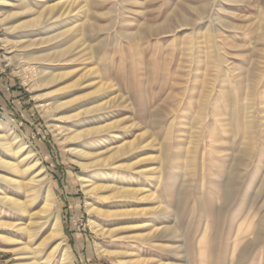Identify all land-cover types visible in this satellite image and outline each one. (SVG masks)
<instances>
[{
  "label": "rangeland",
  "instance_id": "obj_1",
  "mask_svg": "<svg viewBox=\"0 0 264 264\" xmlns=\"http://www.w3.org/2000/svg\"><path fill=\"white\" fill-rule=\"evenodd\" d=\"M82 1L61 0L62 4H60L59 0H39L34 5L39 13L45 14V16L43 15L44 20L48 19L41 32H51L58 27V23L59 27L63 29L78 27L79 23L78 25L85 31V37L81 43L74 44V41L81 37H74V32H72L67 39H61L56 44L36 45L30 49L25 48L19 42L15 43L18 47L8 46L2 40L6 33V26L0 23V122L11 127L18 140L33 150L44 166L50 179L52 191L58 201L56 210L60 213L70 261H73V264H140V262L141 264H183V262L184 264H264V0ZM57 3L60 4V7L51 11L49 8ZM73 3L75 5H71ZM180 3L182 4L180 5ZM45 4L47 9H45ZM207 4H209L208 7ZM15 5L1 6L2 10L0 9V11L5 15L13 14L18 11ZM62 7L63 9L66 7V10H63ZM57 10L58 12H56ZM24 19H30V16L15 20L19 23ZM83 23L84 25H82ZM100 24L102 25L100 26ZM96 28L98 29L96 30ZM91 30L95 34L91 33ZM141 31H143V36ZM211 31L213 34L218 33L213 35ZM125 36H128V39ZM130 37H133V41ZM129 40L130 42H128ZM61 41L64 42L61 43ZM72 43L74 46L69 49L70 53H66L67 56H61L59 51L62 47L66 48ZM98 43L100 44L98 45ZM182 43H185V46ZM209 43L213 45L209 46ZM89 45L95 46L89 47ZM9 47L11 48L9 49ZM194 47L196 48L194 49ZM10 51L18 57L20 65H25V59L29 53L47 54L49 60L52 59L49 61V66H52L49 71L55 73L65 71L69 76L60 82L42 85L43 87L41 82H37L39 85L37 93L45 95L37 99L35 98L37 93L28 88L23 82V78L15 72L13 65L6 59L7 53ZM191 51L193 52L190 53ZM224 56L225 58H221ZM148 59L155 61L150 63ZM41 64L38 62L35 66L41 67ZM165 67H169L168 74H166ZM106 68H109L110 71ZM154 69L156 73L153 71ZM95 70L98 71L95 73ZM250 74L254 77H251ZM34 77L38 78V75L34 74ZM166 77L167 79H165ZM75 80L81 84L76 87L75 95L84 97L82 102L88 103V107L105 102L111 106L105 113H101L102 115L99 114L86 122L88 124L99 123V126H104L112 121L113 126L108 131L105 130V133L88 137L84 144L92 146L91 148L95 152L107 151L110 147L115 149L119 144L127 145L133 140H136L138 144L135 155L129 156L131 152H128L126 147L122 150L120 159H116L110 167L103 168L97 174L99 179L102 177L101 179L106 180L105 184L103 183L104 186L111 185V188L116 192H108V195H111L108 199H102L98 194L86 191L80 178V174L84 170L82 165L73 158L71 141L61 138L62 133L59 134L52 127V117L44 115L38 106L39 99L47 100V102L53 101L59 87L75 83ZM166 81L167 84H165ZM99 87L101 91L98 92ZM247 102L249 103L247 104ZM203 104H206V107ZM249 113L251 116L248 115ZM116 120H118L117 124L114 123ZM114 124L115 126L119 125L116 128ZM220 125L222 126L220 127ZM143 132L145 135L141 136L140 134ZM161 152L165 154L164 161L161 159ZM9 154L12 159L16 157L14 153ZM26 154L19 153L17 161H22L23 167L30 169L32 164L27 161ZM158 155L159 157H157ZM138 157L141 163L127 169L136 160L140 161ZM144 159L147 161L144 162ZM116 167L118 168L115 169ZM142 170L150 172L142 173L144 172ZM164 170L165 172H163ZM36 172L32 168L28 171V176L31 177ZM89 173L91 172L86 174ZM149 174L150 176H147ZM115 181L116 183H114ZM227 183L233 189L227 187ZM125 189L137 192L126 196ZM145 189L147 191L155 190V196L160 194L156 196L157 199L151 200L146 197ZM26 194V192L23 194L14 193L20 197ZM229 195L234 197L233 200H230L232 198ZM89 198H93L97 202L90 207V210ZM161 199L162 201H160ZM98 204L103 205L102 209H99V206L95 207ZM141 207L149 212L141 213L144 209ZM172 207L178 208L176 214L174 213L175 216L170 213ZM39 208L40 205H35L32 212ZM104 209H115L117 210H113L115 213H120L122 210H124L122 212H127L130 211L129 209L134 211L135 209L138 214L122 215L113 219L103 211ZM150 210H153L155 214H152ZM246 213L250 215L247 217ZM17 216L10 209L9 212L0 213V217L8 220H13ZM18 217L24 224L30 222L28 215H19ZM220 218L223 220L219 221ZM91 220H101L112 225L111 227L118 230L116 236L99 233L92 228ZM42 221H45V218ZM153 223H157L160 228L167 226L171 231L160 229L161 231H158L156 235L152 229H156L155 226L152 227ZM50 231L48 224L43 227L41 233L31 239L18 233V248L26 247L23 255L19 256L13 250L6 249L3 240L0 239V249L5 251L0 253L9 259L7 261L9 264H20V261L28 264L36 259L43 261L57 243L48 241L49 247L47 246L44 252L36 254V249L40 247ZM256 233H259V240L242 253L249 237ZM142 234L145 235L142 236ZM201 247L203 248L201 249ZM120 248L125 249L123 257L102 251ZM232 254L237 257H232ZM229 257L232 258H230L231 261ZM61 259V256H58L54 259L53 264H60Z\"/></svg>",
  "mask_w": 264,
  "mask_h": 264
},
{
  "label": "bare ground",
  "instance_id": "obj_2",
  "mask_svg": "<svg viewBox=\"0 0 264 264\" xmlns=\"http://www.w3.org/2000/svg\"><path fill=\"white\" fill-rule=\"evenodd\" d=\"M39 0H0V7L1 6H8L9 4H13L15 5L16 3V8L18 9L17 12H14L13 14H7L5 15L4 13H2L0 11V23L5 25L6 26V33L5 35L2 37V40L9 46H14L15 43L17 44L19 42V44L21 43L22 45H24L25 48H32L36 45H42V44H47L49 45L48 43H57V42H60L61 39H64V38H68L72 32H74V37H81L80 39H77L76 41H74V44L76 43H81V40L83 41L84 39V35H85V31L83 28H81L80 25H78L77 23V26L79 27H69L68 29H63L61 27H59V23H58V27L53 29L51 32H47V33H43L41 32L43 30V28L45 27V24L47 23L46 21L48 20H44V17L43 15L45 16V14H43L41 11V13H39L36 9H35V4L38 2ZM45 1V0H44ZM47 1V0H46ZM60 1V4L61 3V0ZM63 1V0H62ZM84 1V0H83ZM82 1V2H83ZM116 1V0H115ZM131 1V0H129ZM133 1V0H132ZM186 1V0H185ZM188 1V0H187ZM66 2V1H65ZM64 2V3H65ZM69 2V1H68ZM126 2V1H125ZM210 2V1H209ZM63 3V4H64ZM71 3V2H70ZM88 3V2H87ZM129 3V2H128ZM212 3V1L210 2ZM226 3V2H225ZM40 4V3H39ZM60 4H54V6L50 7L49 9H51V11H55L57 9V7H60L59 5ZM66 4V3H65ZM64 4V5H65ZM82 4V3H81ZM85 4V3H84ZM96 4V3H95ZM135 4V2H134ZM143 4V3H142ZM182 3H180L181 5ZM202 4V3H200ZM228 4V3H227ZM43 5V4H42ZM46 5V4H45ZM63 5V6H64ZM68 5V4H67ZM71 5H75V3L71 4ZM109 5V4H108ZM209 4H207V7H208ZM260 5V4H259ZM11 6V5H10ZM50 6V5H49ZM90 6V5H89ZM98 7V5H96ZM183 6V5H182ZM197 6V5H196ZM203 6V5H202ZM206 6V5H205ZM204 6V7H205ZM262 6V5H261ZM37 7V6H36ZM41 7V6H40ZM45 7V6H44ZM67 7V6H66ZM65 7V8H66ZM71 7V6H70ZM73 7V6H72ZM179 7V6H178ZM11 8V7H10ZM39 8V7H38ZM47 5H46V8L47 9ZM64 8V9H65ZM91 8V7H90ZM89 8V9H90ZM127 8V7H126ZM129 8L131 9V7L129 6ZM135 8V7H134ZM185 8V7H184ZM257 8V6H256ZM1 9V8H0ZM63 9V7H62ZM63 9V10H64ZM68 9V8H67ZM98 9V8H97ZM258 9V8H257ZM2 10V9H1ZM10 10V9H9ZM44 10V9H43ZM66 10V9H65ZM69 10H71L69 8ZM177 10V9H176ZM184 11V10H183ZM190 11V10H189ZM204 11V10H203ZM58 12V10L56 11ZM66 12V11H65ZM68 12V11H67ZM106 12V11H105ZM137 12V11H136ZM47 13V12H46ZM49 13V11H48ZM61 13V12H60ZM64 13V12H63ZM63 13H62V16H63ZM118 13V12H117ZM129 13V12H128ZM145 13V12H144ZM192 13V12H191ZM53 14V13H52ZM51 14V15H52ZM65 14H69V13H65ZM88 14V13H87ZM175 14V13H174ZM173 14V15H174ZM190 14V13H188ZM55 15V14H54ZM60 15V14H59ZM89 15V14H88ZM95 15V14H94ZM97 15V14H96ZM104 15V14H103ZM171 15V14H170ZM193 15V14H192ZM26 16H30V19H24V21H21V22H17V20H15L16 18H23ZM50 16V15H49ZM67 16V15H66ZM125 16V15H124ZM131 16V15H130ZM183 16V15H182ZM52 18V16H50ZM98 17V16H97ZM107 17V16H105ZM171 17V16H170ZM180 17V16H179ZM198 17V16H197ZM212 17V16H211ZM210 17V18H211ZM89 18V17H88ZM100 18V17H99ZM103 18V17H102ZM158 18V17H157ZM175 18H176V15H175ZM206 18V17H205ZM214 18V17H213ZM59 19V18H58ZM87 19V18H86ZM92 19V18H91ZM96 19V18H95ZM94 19V21H96ZM101 19V18H100ZM105 19V18H103ZM131 19V18H129ZM168 21L170 20L169 17L167 18ZM198 19V18H197ZM55 20V18H54ZM61 20V19H60ZM82 20V18H81ZM84 20V19H83ZM90 20V19H89ZM134 20V19H133ZM132 20V21H133ZM50 21V19H49ZM77 21V20H76ZM80 21V20H79ZM136 21V20H135ZM216 21V20H215ZM54 22V21H53ZM75 22V21H74ZM85 22V20H84ZM163 22V21H162ZM219 22V21H218ZM90 23V21H89ZM88 23V25H89ZM97 23V22H96ZM100 23V22H99ZM128 23H130L128 21ZM171 23V22H170ZM147 24V23H146ZM144 24V25H146ZM162 24V23H161ZM166 24V23H165ZM176 24V23H175ZM69 25V23H68ZM84 25V23L82 24ZM102 24H100L101 26ZM105 25V24H104ZM124 25V24H123ZM168 25V24H167ZM74 26V24H73ZM97 26V25H96ZM99 26V27H100ZM216 26V25H215ZM90 27V26H89ZM93 27V25H92ZM95 27V26H94ZM98 27V28H99ZM104 27V26H103ZM106 27V25H105ZM135 27V26H134ZM157 27V26H156ZM179 27V26H178ZM214 27V26H213ZM217 27V26H216ZM215 27V28H216ZM96 28V30L98 29ZM102 28V27H101ZM145 28V27H144ZM143 28V30H144ZM174 28V27H173ZM208 28H209V25H208ZM42 29V30H41ZM105 29V28H104ZM206 29V28H205ZM86 30V29H85ZM130 30V28H129ZM212 30V29H210ZM217 30V29H216ZM93 33V30H91ZM167 31V30H165ZM204 31V30H203ZM208 31V30H207ZM31 32V33H30ZM90 32V31H89ZM96 32V31H95ZM99 32H102L99 30ZM109 32V31H108ZM139 32V30H138ZM137 32V34H138ZM142 32V36H143V31ZM140 32V33H141ZM146 32V31H145ZM154 32V31H153ZM162 32V31H161ZM90 33V34H91ZM104 33V31H103ZM122 33V32H121ZM129 33V31H128ZM147 33V32H146ZM144 33V34H146ZM208 33V32H207ZM210 33V32H209ZM212 33V31H211ZM218 33V32H216ZM214 33V34H216ZM87 34V33H86ZM95 34V33H93ZM109 34V33H108ZM126 34V33H125ZM135 33V36L137 35ZM166 34V33H165ZM213 34V33H212ZM213 34V35H214ZM222 34V33H221ZM110 35V34H109ZM127 35V34H126ZM130 35V34H129ZM128 35V36H129ZM132 35V34H131ZM141 35V34H140ZM217 35V34H216ZM219 35V34H218ZM92 36V35H91ZM95 36V35H94ZM101 36V35H100ZM128 36L125 38L128 39ZM73 37V38H74ZM78 37V38H79ZM109 37V36H108ZM212 37V36H211ZM225 37V36H224ZM87 38V37H86ZM85 38V39H86ZM89 38V37H88ZM114 38V37H113ZM218 38V37H217ZM220 38V37H219ZM131 41H133V37L131 38ZM135 39V37H134ZM208 39V38H207ZM102 41L104 39H101ZM109 40V39H108ZM111 40V39H110ZM138 40V39H137ZM209 40V39H208ZM99 41V40H98ZM218 41V40H217ZM64 42V41H61V43ZM73 42V41H72ZM109 42V41H108ZM130 42V40L128 41ZM200 42V41H199ZM205 42V40H204ZM85 43V41H84ZM83 43V44H84ZM105 43V42H104ZM120 43V42H119ZM143 43V42H142ZM141 43V44H142ZM195 43V42H194ZM214 43V42H213ZM219 43V42H218ZM222 43V42H221ZM54 44V45H55ZM60 44V43H58ZM70 44V42H69ZM74 44L72 43L71 46L69 45L68 47L66 48H63L59 51L60 55H66V53L68 54V52L70 53L71 50H69L71 47L73 48ZM97 44V43H96ZM100 43H98L99 45ZM183 45L185 43H182ZM191 44V43H190ZM199 44V43H198ZM205 44V43H204ZM212 43H209V46L211 45ZM53 45V44H52ZM61 45V44H60ZM68 45V43H67ZM88 45V44H87ZM97 45V46H98ZM136 46V44H134ZM173 45V44H172ZM193 45V44H192ZM196 45V44H194ZM213 45V44H212ZM218 45V44H217ZM223 46V44H221ZM16 47H18V45H15ZM66 46V45H65ZM95 46V45H93ZM93 46H90L89 47H93ZM104 46V45H102ZM117 46V45H116ZM140 46V45H139ZM142 46V45H141ZM148 46V45H147ZM185 46V45H184ZM182 46V48L184 47ZM205 46V45H204ZM220 46V45H219ZM88 47V48H89ZM118 47V46H117ZM130 47V46H128ZM133 47V46H131ZM143 47V46H142ZM172 47V46H171ZM187 47L188 44H187ZM191 47V45H190ZM201 47V46H200ZM11 47H9L10 49ZM86 48V47H85ZM138 48V47H137ZM146 48V47H145ZM196 47H194L195 49ZM133 49V48H132ZM131 49V51H132ZM139 49V48H138ZM141 49V48H140ZM185 49V47H184ZM198 49V48H197ZM211 49V48H209ZM217 49V47H216ZM14 50V49H13ZM12 50V51H13ZM90 50V49H89ZM95 50V48H94ZM116 50V49H115ZM171 50V49H170ZM191 50V49H190ZM227 50V49H226ZM10 51L7 53V60L10 64L13 65V68L15 70V72L17 74H19L22 78H23V82L28 86V88H30V90H32L34 93L38 92L37 88L39 85H37V82H41V86L42 85H49V84H52V83H57V82H60L64 79L67 78V76H69L67 74V72H63L61 69L62 72H59L57 71L58 73H55L53 71H49V69L52 67L49 66V57L47 54H43V55H37L35 53H29L28 56L26 57V63L25 65H20V62L17 60L18 57H16L13 52ZM73 51V49H72ZM96 51V50H95ZM117 51V50H116ZM118 51H119V48H118ZM138 51V50H137ZM141 51V50H139ZM198 51V50H197ZM89 52V51H88ZM145 52V51H144ZM193 51H191L190 53H192ZM205 52V51H204ZM209 52V51H208ZM213 52H214V49H213ZM212 52V53H213ZM44 53V52H43ZM119 53V52H118ZM186 53V52H185ZM91 54V53H90ZM89 54V55H90ZM93 54V52H92ZM116 54V53H114ZM139 54V53H138ZM205 54V53H204ZM217 54V53H216ZM97 54H95L96 56ZM206 55V54H205ZM226 55V54H225ZM67 56V55H66ZM65 56V57H66ZM92 56V55H91ZM122 56V55H121ZM120 56V57H121ZM124 56V55H123ZM143 56V55H142ZM220 56V54H219ZM227 56V55H226ZM97 57V56H96ZM141 57V56H140ZM209 57V56H208ZM53 58V57H51ZM56 58V57H55ZM91 58V57H90ZM89 58V59H90ZM100 58V57H99ZM103 58V57H102ZM111 58V57H110ZM109 58V59H110ZM144 58V57H143ZM148 58V57H147ZM150 58V57H149ZM210 58V57H209ZM221 58H225L224 57H221ZM229 58V57H228ZM227 58V59H228ZM58 59V58H57ZM104 59V58H103ZM108 59V60H109ZM121 59V58H120ZM151 59V58H150ZM156 59V58H155ZM22 60V59H21ZM62 60V59H61ZM101 60V59H100ZM100 60H98L100 62ZM113 60V59H112ZM141 60V59H140ZM149 60V59H148ZM154 60V59H153ZM212 60V59H211ZM223 60V59H222ZM60 61V60H58ZM63 61V60H62ZM142 61V60H141ZM150 63L151 62H154L152 60H149ZM218 61V60H216ZM225 61V59H224ZM22 62V61H21ZM38 62H41L42 66H35V64H37ZM104 62V61H103ZM110 62V61H108ZM140 62V61H139ZM145 62V61H144ZM169 62V61H167ZM211 62V61H210ZM226 62V61H225ZM55 63V62H54ZM58 63V62H56ZM62 63V62H61ZM105 63V62H104ZM22 64V63H21ZM98 64V63H97ZM111 64V63H110ZM144 64V63H143ZM149 64V63H148ZM217 64V63H216ZM215 64V65H216ZM222 64V63H221ZM224 64V63H223ZM99 65V64H98ZM102 65V63H101ZM104 65V64H103ZM112 65V64H111ZM136 65V64H135ZM140 65V64H139ZM153 65V64H151ZM58 66V64H57ZM137 66V65H136ZM155 66V65H154ZM166 66V65H164ZM97 67V66H96ZM99 67V66H98ZM103 67V66H102ZM115 67V65H114ZM156 67V66H155ZM162 67V66H161ZM223 67V66H221ZM113 68V67H112ZM111 68V69H112ZM136 68V67H135ZM166 68V67H165ZM169 68V67H168ZM166 68V70L168 69ZM214 68H217L214 66ZM220 68V67H219ZM218 68V70L220 71V69ZM231 68V67H230ZM229 68V69H230ZM106 69H109V68H106ZM138 69V68H137ZM141 69V68H140ZM139 69V70H140ZM148 69V68H147ZM156 69V68H155ZM155 69L153 71H155ZM163 69V68H162ZM172 69V68H171ZM105 70V69H104ZM142 70V69H141ZM149 70V69H148ZM147 70V71H148ZM176 70V69H175ZM254 70V69H253ZM98 71V70H97ZM95 70V73L97 72ZM103 71V70H102ZM110 71V69H109ZM117 71V70H116ZM135 71V70H134ZM159 71V70H157ZM165 71V70H164ZM179 71V70H178ZM217 71V70H216ZM231 71V70H230ZM233 71V70H232ZM112 72V71H111ZM163 72V71H162ZM168 74V70L166 71ZM170 72V71H169ZM72 73V72H70ZM100 73V72H99ZM148 73V72H147ZM153 73V72H152ZM156 73V71H155ZM165 73V72H164ZM188 73V72H187ZM246 73V72H245ZM34 74L38 75V78H35L34 77ZM86 74V73H85ZM84 74V75H85ZM90 74V73H89ZM172 74V73H171ZM190 74V73H189ZM98 75V74H97ZM107 75V74H106ZM149 75V73H148ZM158 75V74H157ZM175 75V74H174ZM187 75V74H185ZM235 75V74H233ZM246 75V74H245ZM248 75V74H247ZM71 76V75H70ZM99 76V75H98ZM103 76V75H102ZM109 76V75H108ZM164 76V75H163ZM167 76V75H166ZM238 76V75H237ZM243 76V75H242ZM251 76V74H250ZM260 76V75H259ZM87 77V76H86ZM104 77V76H103ZM106 77V76H105ZM110 77V76H109ZM154 77V76H153ZM169 77V76H168ZM248 77V76H247ZM251 77H254V76H251ZM85 78V77H84ZM237 78V77H236ZM250 78V77H249ZM105 79V78H104ZM108 79V78H107ZM167 79V77L165 78ZM164 79V80H165ZM172 79V77H171ZM178 79V78H177ZM77 80V79H76ZM75 80V81H76ZM86 80V78H85ZM113 80V78H112ZM170 80V79H169ZM167 80V81H169ZM209 80V79H208ZM250 80V79H249ZM248 80V81H249ZM254 80V79H252ZM259 80V79H257ZM78 81V80H77ZM73 82L69 85L68 83V86L66 85H63L61 87H59L58 90H56L57 93V96L54 98L53 101L51 102H47V100H40L39 99V109L41 110V112L44 114V115H50L52 117V127L54 128L55 131H58L59 134L62 133V139L63 140H69L71 141V148H72V151H73V158L82 165L83 167V170L84 172L82 174H80V178L82 180V183L84 185V188L86 189V191L88 193H96L100 196V198L102 199H108L111 195H108V192L112 191L113 193L115 192L114 189L111 188V185L109 186H104V182L106 181L104 178L103 179H99L97 177V174H99L101 172V170H103V168H106V167H110L111 164H113L115 162L116 159H120L121 157H119L122 153V150H124V148L127 147L128 149V152L130 151L131 154L129 156H133L135 155L136 153V149L138 148V144L136 142V140L134 141H131L129 142L127 145H124V144H117L118 146L114 149H110L107 150V151H99V152H95L92 150V146H90L89 144L86 145L84 144L85 140L88 139V137H91L93 135H100V133L104 132L105 133V130L108 131L109 128H111L113 126V124L109 123V124H105L104 126H99V123L98 124H88L86 121L88 119H94L97 115L101 114V113H105L108 109H110V105H108V103H100V104H95V105H92V106H87L88 103H84L82 102V100L84 99V97H79L76 94V90H77V86H80L81 84H79V82ZM80 81V80H79ZM111 81V79H110ZM167 81L165 84H167ZM247 81V82H248ZM102 82V81H100ZM155 82V81H154ZM208 82V81H207ZM205 82V83H207ZM254 82V81H252ZM81 83V82H80ZM103 83V82H102ZM151 83V82H150ZM149 83V84H150ZM59 84V83H58ZM65 84V83H64ZM147 84V83H146ZM164 84V83H163ZM229 84V82H228ZM254 84V83H253ZM160 85V84H159ZM103 86V85H102ZM163 86V85H162ZM165 86V85H164ZM168 86V85H167ZM172 86V85H171ZM175 86V85H173ZM229 86V85H228ZM43 87V86H42ZM144 87V86H143ZM166 87V86H165ZM163 87V88H165ZM230 87V86H229ZM255 87V86H253ZM252 87V88H253ZM48 88V87H46ZM100 88V87H99ZM98 88V92L101 91V88L99 90ZM104 88V87H103ZM146 88V87H145ZM172 88V87H171ZM251 88V89H252ZM147 89V88H146ZM173 89V88H172ZM209 89V88H208ZM152 90V89H151ZM150 90V91H151ZM248 90V89H247ZM145 91V90H143ZM183 91V90H182ZM210 91V90H209ZM97 92V93H98ZM184 92V91H183ZM206 92V91H205ZM248 92V91H247ZM250 92V91H249ZM254 92V91H253ZM182 93V92H181ZM84 94V93H83ZM85 94H87L85 92ZM144 93L142 92V95ZM184 94V93H183ZM206 94V93H205ZM247 94V93H246ZM254 94V93H253ZM48 95V94H47ZM100 95V94H99ZM141 95V96H142ZM208 95V94H207ZM42 96H45L43 94H39L37 93L35 95V98H41ZM155 96V95H154ZM86 97V96H85ZM174 97V96H173ZM172 97V98H173ZM204 97V96H203ZM202 97V98H203ZM89 98V97H88ZM91 98V97H90ZM156 98V97H155ZM170 98V97H169ZM87 99V97L85 98ZM144 99V98H143ZM211 99V98H210ZM248 99V98H247ZM246 99V100H247ZM114 100V99H113ZM112 100V101H113ZM169 101V99H166ZM165 100V101H166ZM204 100V98L202 99ZM201 100V101H202ZM131 101V100H130ZM164 101V102H165ZM205 101H207L205 99ZM115 102V101H114ZM204 102V101H203ZM233 102V101H232ZM111 103V102H110ZM123 103V102H122ZM143 103V102H142ZM167 103V102H166ZM207 103V102H206ZM246 103V102H245ZM249 102H247L248 104ZM119 104V102H118ZM123 105V104H122ZM173 105V104H172ZM204 107H206V104H203ZM246 106V105H245ZM250 106V105H249ZM248 106V107H249ZM115 107V105H114ZM135 107V106H134ZM116 108V107H115ZM198 108V107H197ZM246 108V107H245ZM171 109V107H170ZM199 109V108H198ZM201 109V107H200ZM247 109H250V108H247ZM133 110V109H132ZM202 110V109H201ZM251 110V109H250ZM140 111V109H139ZM171 111V110H170ZM162 112V111H161ZM108 113V112H107ZM106 113V114H107ZM159 113V112H158ZM248 113V112H246ZM150 114V113H149ZM200 114V112H199ZM102 115V114H101ZM137 115V114H136ZM158 115V114H157ZM156 115V116H157ZM167 115V114H165ZM250 115V113L248 114ZM247 115V116H248ZM110 116V115H109ZM118 116V115H116ZM115 116V118H116ZM147 116V114H146ZM149 116V115H148ZM152 116V115H150ZM160 116V115H159ZM169 116V115H168ZM200 116V115H199ZM203 116V115H202ZM221 116V115H220ZM251 116V115H250ZM138 117V116H137ZM119 118V117H118ZM134 118V117H133ZM175 118V117H174ZM195 118V117H194ZM205 118V116H204ZM220 118V117H219ZM246 118V117H245ZM99 119V118H98ZM149 119V118H148ZM223 119V118H221ZM231 119V118H230ZM90 120V121H91ZM110 120V119H109ZM122 120H125L122 118ZM130 120V119H129ZM133 120V119H131ZM146 120V119H145ZM173 120V119H172ZM177 120V119H176ZM220 119H218L219 121ZM247 120V119H246ZM249 120V119H248ZM104 121V120H102ZM120 121V119H119ZM151 121V120H150ZM193 121V120H192ZM231 122H233L232 120H230ZM118 120H116V122L114 121V123L117 124ZM122 122V121H121ZM120 122V123H121ZM145 122V121H144ZM148 122V121H147ZM152 122V121H151ZM220 122V121H219ZM218 122V123H219ZM226 122V120H225ZM90 123V122H89ZM107 123V122H106ZM123 123V122H122ZM135 123V122H134ZM133 123V124H134ZM149 123V122H148ZM249 123V122H247ZM132 124V125H133ZM137 124H138V121H137ZM230 124V123H229ZM246 124V123H245ZM91 125V126H90ZM119 125V124H118ZM114 126L117 128V126ZM122 125V124H121ZM120 125V126H121ZM126 125V124H124ZM146 125V124H145ZM150 125V124H149ZM152 125H155V124H152ZM236 125V124H235ZM234 125V126H235ZM135 126V125H134ZM151 126V125H150ZM170 126V125H169ZM222 125H220L221 127ZM224 126V125H223ZM248 126V125H247ZM250 126V125H249ZM128 127V126H127ZM126 127V128H127ZM132 127V126H131ZM246 127V126H245ZM154 128V127H153ZM175 128V127H174ZM200 128V127H199ZM198 128V129H199ZM201 129V128H200ZM172 130V129H171ZM248 130V129H246ZM106 131V133H107ZM117 131V130H116ZM170 131V130H169ZM200 131V130H199ZM168 132V131H167ZM124 133V132H123ZM129 133V132H128ZM172 133V132H171ZM113 134V133H112ZM130 134V133H129ZM135 135V134H134ZM141 136L142 135H145L144 132L143 134H140ZM195 135V134H194ZM193 135V136H194ZM247 135V134H246ZM61 136V135H60ZM106 136V135H105ZM121 136V135H120ZM124 136V135H123ZM234 136H235V133H234ZM134 137V136H133ZM140 137V136H138ZM173 138V136H171ZM192 137V136H191ZM113 138V137H112ZM119 138V137H118ZM141 138V137H140ZM104 139V138H103ZM108 139V138H107ZM98 140V139H97ZM114 140V139H113ZM167 140V138H166ZM95 141V140H94ZM120 141V140H118ZM194 141V140H193ZM192 141V142H193ZM222 141V140H221ZM220 141V142H221ZM17 142V143H16ZM101 142V141H100ZM105 142V140H104ZM108 142V141H107ZM116 142V141H115ZM126 142V141H125ZM191 142V141H190ZM219 142V141H218ZM90 143V142H89ZM92 143V142H91ZM90 143V144H91ZM102 143V142H101ZM109 143V142H108ZM123 143V142H122ZM162 143V142H161ZM160 143V144H161ZM171 143V142H170ZM173 143V142H172ZM222 143V142H221ZM93 144V143H92ZM110 144V143H109ZM115 144V143H114ZM142 144V143H141ZM164 144V143H163ZM166 144V143H165ZM95 146V145H94ZM106 146V145H105ZM114 146V145H113ZM162 146V145H161ZM165 146V145H164ZM169 146V145H168ZM173 146V145H172ZM171 146V147H172ZM109 147V146H108ZM115 147V146H114ZM163 148V147H161ZM170 148V147H168ZM140 149V148H139ZM146 149V148H145ZM188 150V148H187ZM162 151V150H160ZM111 152V153H110ZM127 152V153H128ZM9 153H14V155L16 157H14L12 159V156L9 154ZM19 153H23V154H26V156H28V162H30L32 165H31V168L30 169H27V168H24L23 167V164H22V161H17V157L19 155ZM110 153V154H108ZM126 153V154H127ZM150 153V152H149ZM162 153V156H161V159L164 161V158L165 157V154L163 152ZM190 154V153H189ZM145 155V154H144ZM150 155V154H149ZM161 155V154H160ZM169 157H170V154H168ZM187 155V154H186ZM147 156V154H146ZM151 157V156H149ZM159 157V155L157 156ZM182 157V156H181ZM186 157V156H185ZM148 158V157H147ZM15 159V160H14ZM139 159V157H138ZM150 159V158H149ZM184 159V158H183ZM189 159V158H188ZM140 160V159H139ZM146 159H144V162H145ZM158 160V159H157ZM167 160V159H166ZM134 161V160H133ZM132 161V163H133ZM143 161V160H142ZM147 161V160H146ZM161 161V160H160ZM162 161V162H163ZM188 161V160H187ZM131 162V161H130ZM240 162V161H239ZM129 163V162H128ZM141 163V160L138 161L136 160L135 163L133 164H130L127 169H130V168H133V166H136L137 164ZM147 163V162H146ZM150 163V162H149ZM154 163V162H153ZM121 164V163H120ZM145 164V163H144ZM163 164V163H162ZM117 165V164H116ZM124 165V164H123ZM124 166H127V165H124ZM123 166V168H124ZM153 166V165H152ZM161 166V165H160ZM121 167V166H120ZM156 167V166H155ZM165 167V166H164ZM32 168H34L37 172L29 177V173L28 171L31 170ZM118 167H116L115 169H117ZM140 168V167H139ZM151 168V167H150ZM154 169V167H152ZM188 168V167H187ZM122 169V168H120ZM148 169V168H147ZM162 168H160L161 170ZM166 169V168H165ZM163 170V169H162ZM87 171V172H86ZM130 171V170H129ZM141 171V170H140ZM144 171V170H142ZM88 172H91L89 174H86ZM147 172H150V171H144L142 173H147ZM165 172V170L163 171ZM160 174H162V172L159 171ZM108 174V173H107ZM114 174V173H113ZM138 174V173H137ZM169 174V173H168ZM104 176V175H103ZM109 176V175H108ZM126 176V174H125ZM133 176V175H132ZM138 176V175H137ZM147 176H150L147 175ZM154 176V175H153ZM100 177V176H99ZM107 177V176H106ZM163 177V176H162ZM113 178V177H112ZM111 178V179H112ZM131 178V177H129ZM136 178V177H135ZM140 178V177H139ZM164 178H165V174H164ZM161 179V178H160ZM129 180V179H128ZM264 180V179H263ZM108 181V180H107ZM114 181V180H112ZM133 181V179H132ZM155 181V180H154ZM161 181V180H160ZM163 181V180H162ZM216 181V180H215ZM228 182V181H227ZM104 183V184H103ZM116 183V181L114 182ZM113 183V184H114ZM140 183V181H139ZM144 183V182H143ZM159 183V181H158ZM214 183V182H213ZM217 183H220V182H217ZM112 184V183H110ZM130 184V183H129ZM133 184V183H132ZM216 184V183H215ZM225 184V183H224ZM108 185V184H107ZM145 185V183H144ZM154 185V184H153ZM259 185V184H258ZM122 186V185H121ZM229 186V184L227 183V187ZM116 187V186H115ZM114 187V188H115ZM119 187V186H118ZM130 187V186H129ZM230 188H232L231 186H229ZM126 188V187H125ZM146 188V187H145ZM260 188V187H259ZM130 189V188H129ZM133 189V188H132ZM138 189V188H137ZM222 189V188H221ZM233 189V188H232ZM126 190V189H125ZM124 190V193L126 194V196H130L131 194H136L137 191L135 190ZM146 190V189H145ZM183 190V189H181ZM229 190V189H228ZM117 191V189H116ZM155 190H146V197L147 198H151V200L155 199L157 195L155 196V193H154ZM166 191V190H165ZM164 191V192H165ZM230 191V190H229ZM233 191V190H232ZM231 191V192H232ZM237 191V190H236ZM27 193L25 196L23 197H20V196H16L14 195V193ZM120 192V190H119ZM123 192V191H122ZM171 192V191H170ZM111 193V194H113ZM116 193V192H115ZM169 193V192H168ZM178 193V192H177ZM226 193V192H225ZM233 193H236V192H233ZM110 194V193H109ZM20 195V194H19ZM43 195V196H42ZM171 196V195H170ZM174 196V195H173ZM178 196V195H176ZM230 197V195H229ZM137 198V197H136ZM162 198V197H161ZM169 198V197H168ZM179 198V197H178ZM232 198V195L231 197ZM234 198V197H233ZM230 199V200H233ZM157 199V198H156ZM160 199V198H159ZM158 199V200H159ZM236 199V198H235ZM251 199V198H250ZM253 199V198H252ZM136 200V199H135ZM144 200V198H143ZM171 200V199H170ZM182 200V199H181ZM89 201V210H90V207H92L94 204H97V202L92 198V199H88ZM162 201V199L160 200ZM159 201V202H160ZM183 201V200H182ZM216 201V200H215ZM229 201V200H227ZM254 201V199H253ZM91 202V203H90ZM127 202V201H126ZM136 202V201H135ZM145 202V201H144ZM169 202V201H168ZM174 202V201H172ZM179 202V201H178ZM184 202V201H183ZM226 202V201H225ZM138 203V202H137ZM161 203V202H160ZM170 203V202H169ZM217 203V202H216ZM256 203V202H254ZM35 205H40V208L39 210L35 211V212H32V210H34V207ZM228 205V203H227ZM58 206V201L55 197V194L53 193L52 191V188H51V185H50V179H49V176L44 168V166H42L40 160L36 157V154L33 152V150L27 148L24 144V142H20V140H18V137L16 135H14V132L13 130L11 129V127H9L6 123L4 122H0V213H3L4 211H7L9 212V209L10 211L13 212L14 215H28L29 217V220L30 222L27 223V224H24L22 221H21V218L20 217H16L14 218L13 220H8V219H4L2 217H0V239L3 240V243H4V246L6 247V249L8 250H13L15 254H17L18 256L19 255H23L22 253L24 252V249L25 248H18V244H19V240H18V233H21V234H24L27 238L31 239L33 238L34 236H36L37 234L41 233L42 232V229L45 225L48 226V224L50 225V233L49 235L44 239V241L42 242V244H40V247L36 249V254H39V253H42L44 252L45 249H47L46 247L48 246L49 247V243L47 244L48 241H56L57 243L55 244L54 248L52 249V251L47 254V257L45 260L43 261H40L41 259H36L34 261H32L31 263H28V264H53L54 263V259H56L58 256H61V261H60V264H73V261H70V253L68 252V248L66 247L65 245V239H64V231H63V228H62V224H61V217H60V213L59 211L56 210V207ZM99 206V209H102L103 205H95V207ZM122 206V205H121ZM133 206V205H132ZM154 206V205H152ZM164 206V205H163ZM250 206H253V205H250ZM3 207H5L4 209H2ZM146 207V206H145ZM167 207V206H166ZM179 207V205H178ZM249 207V206H248ZM142 208V207H141ZM140 208V209H141ZM144 208V207H143ZM142 208V209H143ZM148 208V207H147ZM150 208V207H149ZM173 208V207H172ZM171 208V212L170 213H173V215L175 216V212L178 211V208ZM184 208V207H183ZM124 209V208H123ZM127 209V208H126ZM133 209V208H131ZM131 209H129L130 211H127V212H122L124 210H122L120 213H115V211L118 210H111V209H104L103 211L108 213L113 219H117V216H122V215H125V216H133V215H137L138 213H136L135 209L134 211H131ZM153 209V208H152ZM163 209V208H162ZM169 209V208H168ZM227 209V208H226ZM251 209V207H250ZM254 209V208H252ZM121 210V209H119ZM128 210V209H127ZM164 210H167V209H164ZM181 210H182V207H181ZM180 210V211H181ZM215 210V209H214ZM152 212V214H155L153 210H150ZM168 211V210H167ZM208 211V210H207ZM249 211V210H248ZM254 211V210H253ZM251 211V212H253ZM142 212H149V210H145V208L141 211ZM175 213V214H174ZM194 213V212H193ZM215 213V212H214ZM224 213V212H223ZM250 213V211H249ZM216 214V213H215ZM221 214V213H219ZM248 213H246L247 215ZM256 214V213H255ZM8 215V214H7ZM10 215V214H9ZM108 215V216H109ZM163 215V213H162ZM165 215V214H164ZM179 215V214H177ZM227 215V214H226ZM245 215V216H246ZM250 215V214H249ZM247 215V217L249 216ZM11 216V215H10ZM154 216V215H152ZM157 216V215H156ZM264 216V215H263ZM166 217V216H165ZM173 217V216H172ZM45 218V221H42L43 219ZM225 218V216H224ZM154 219V218H153ZM175 219V218H174ZM173 220V219H172ZM220 220H223V219H219ZM251 220V219H250ZM175 221V220H174ZM219 221H217L218 223H220ZM223 222V221H222ZM178 223V222H177ZM217 223V224H218ZM90 224L92 226L93 229H96V231H98L99 233L102 232V233H108L110 234L112 237H115L116 234H117V229H114L113 227H111L108 223L104 222V221H101V220H91L90 221ZM216 224V223H215ZM167 225H168V222H167ZM174 225V224H172ZM221 225V224H220ZM143 226V225H142ZM152 228L154 232H156L155 234L157 235V232L158 231H161V230H165V231H169L170 228L167 227V226H164L163 228H160L158 227V224L157 223H153ZM162 226V224H161ZM169 226V225H168ZM238 227V226H237ZM249 227V226H248ZM151 228V227H150ZM234 228V227H233ZM161 229V230H160ZM221 229V228H220ZM251 229V228H250ZM248 230V229H247ZM262 230V228H261ZM171 231V230H170ZM237 231V230H236ZM257 231V230H256ZM260 232V231H259ZM152 233V232H151ZM151 233H149V236H151ZM255 233V232H254ZM183 234V233H182ZM186 234V233H185ZM219 234V233H218ZM109 235V236H110ZM145 235V234H142V236ZM148 235V234H147ZM170 235V234H169ZM220 235V234H219ZM264 235V234H263ZM204 236V235H202ZM141 237V236H140ZM146 238V237H145ZM144 238V240H145ZM150 238V237H149ZM187 238V237H186ZM185 238V239H186ZM201 239V238H200ZM204 239V238H203ZM247 239V238H246ZM199 240V239H198ZM215 240V239H214ZM218 240V239H217ZM259 240V233H256L255 235H253L252 237H249L248 241L245 243V247L244 249L241 251L242 253L243 252H246L249 248H251L257 241ZM115 241V240H114ZM141 241H142V237H141ZM219 241V240H218ZM227 241V240H226ZM245 241V240H244ZM261 241V240H260ZM263 241V239H262ZM140 242V241H139ZM143 242V241H142ZM141 242V243H142ZM203 242V241H201ZM46 243V244H45ZM144 243V242H143ZM223 243V242H222ZM261 243V242H260ZM238 244V243H237ZM236 244V245H237ZM258 244V243H257ZM234 245V243H233ZM186 247H188L187 245H185ZM224 246V245H223ZM244 246V245H243ZM180 248V247H179ZM198 248V247H197ZM203 247H201L202 249ZM218 248V247H217ZM228 248V247H227ZM247 248V249H246ZM178 249V248H177ZM185 249V248H184ZM216 249V248H215ZM241 249H242V246H241ZM234 250V249H233ZM245 250V251H244ZM254 250V249H253ZM252 250V251H253ZM103 252H107L109 254H117L118 256H121L123 257L125 255V249L123 250L122 248L120 249H106V250H102ZM228 251V249H227ZM240 251V250H239ZM251 251V250H250ZM251 251V252H252ZM128 252V251H126ZM133 252V251H132ZM180 252V251H179ZM182 252V251H181ZM189 252V251H188ZM234 252V251H232ZM231 252V253H232ZM240 252L241 256H242V253ZM215 253V252H214ZM219 253V252H217ZM238 253V252H237ZM235 254V253H234ZM128 255V254H127ZM214 255V254H212ZM216 255V254H215ZM246 255V254H244ZM187 256V255H186ZM220 256V255H219ZM235 256L232 254V257ZM38 257V256H37ZM35 257V258H37ZM188 257V256H187ZM214 257V256H213ZM216 257V256H215ZM218 257V256H217ZM237 257V256H235ZM243 257V256H242ZM184 258V257H183ZM231 257H229L230 259ZM246 258V257H245ZM189 259V258H188ZM217 259V258H216ZM232 259V258H231ZM230 259V261H231ZM238 259V258H237ZM213 260V259H212ZM243 260V259H242ZM184 261V260H183ZM190 261V260H189ZM237 261V260H236ZM140 262V261H139ZM242 262V261H241ZM244 262V261H243ZM20 264H27L26 262L23 263V262H19ZM59 263V262H58ZM138 264V263H136ZM141 264V262H140ZM143 264V263H142ZM182 264V263H181ZM184 264V262H183ZM191 264V263H190ZM230 264V263H229ZM236 264V263H235Z\"/></svg>",
  "mask_w": 264,
  "mask_h": 264
},
{
  "label": "crops",
  "instance_id": "obj_3",
  "mask_svg": "<svg viewBox=\"0 0 264 264\" xmlns=\"http://www.w3.org/2000/svg\"><path fill=\"white\" fill-rule=\"evenodd\" d=\"M1 251L5 252L4 250L0 249V252ZM7 261H9V259H7L4 254L0 253V264H9V263H7Z\"/></svg>",
  "mask_w": 264,
  "mask_h": 264
}]
</instances>
